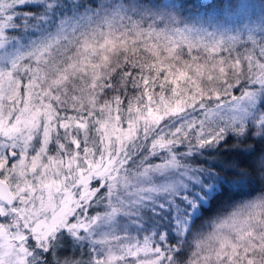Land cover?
Listing matches in <instances>:
<instances>
[{
	"label": "snow or ice",
	"instance_id": "obj_1",
	"mask_svg": "<svg viewBox=\"0 0 264 264\" xmlns=\"http://www.w3.org/2000/svg\"><path fill=\"white\" fill-rule=\"evenodd\" d=\"M0 264H264V23L0 0Z\"/></svg>",
	"mask_w": 264,
	"mask_h": 264
},
{
	"label": "trees",
	"instance_id": "obj_2",
	"mask_svg": "<svg viewBox=\"0 0 264 264\" xmlns=\"http://www.w3.org/2000/svg\"><path fill=\"white\" fill-rule=\"evenodd\" d=\"M152 2L175 5L190 24L209 22L236 27L245 22L258 24L264 22V0H152ZM246 191L251 196L259 195L260 185L254 182Z\"/></svg>",
	"mask_w": 264,
	"mask_h": 264
},
{
	"label": "rangeland",
	"instance_id": "obj_3",
	"mask_svg": "<svg viewBox=\"0 0 264 264\" xmlns=\"http://www.w3.org/2000/svg\"><path fill=\"white\" fill-rule=\"evenodd\" d=\"M120 2V0H119ZM264 23V22H263ZM214 23H209L207 22L206 24L204 23H197L195 24L197 27H203V28H207L209 31H213V30H224V29H229L230 31H232L233 33L235 32L236 29H244L245 26H250V27H256L257 25H259L258 23H247L245 22L244 24H241L239 26H230V25H227V24H221V23H217V24H214Z\"/></svg>",
	"mask_w": 264,
	"mask_h": 264
}]
</instances>
